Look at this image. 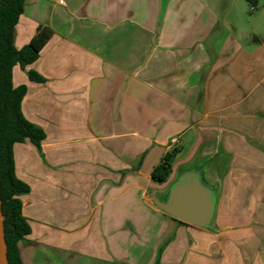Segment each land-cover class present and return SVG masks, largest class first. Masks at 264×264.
Segmentation results:
<instances>
[{"label": "crops", "instance_id": "obj_1", "mask_svg": "<svg viewBox=\"0 0 264 264\" xmlns=\"http://www.w3.org/2000/svg\"><path fill=\"white\" fill-rule=\"evenodd\" d=\"M39 27L38 57L12 70L45 134L12 148L22 263L264 264V0H25L14 48ZM194 167L214 189L208 229L149 200Z\"/></svg>", "mask_w": 264, "mask_h": 264}, {"label": "trees", "instance_id": "obj_2", "mask_svg": "<svg viewBox=\"0 0 264 264\" xmlns=\"http://www.w3.org/2000/svg\"><path fill=\"white\" fill-rule=\"evenodd\" d=\"M252 3V0H247ZM25 0H0V200L3 215L8 264H23L18 243L30 233V226L22 215L20 197L29 191L14 171L13 145L29 140L40 148L45 138L43 130L25 119L21 100L25 87H13L12 70L16 64L25 66L38 57L39 51L51 35V30L39 27L35 36L22 49L13 46V29L23 12ZM33 81H41L34 72L28 73ZM179 153L172 148L151 173L155 183L165 182L171 173V163ZM215 230V228H213Z\"/></svg>", "mask_w": 264, "mask_h": 264}, {"label": "water", "instance_id": "obj_3", "mask_svg": "<svg viewBox=\"0 0 264 264\" xmlns=\"http://www.w3.org/2000/svg\"><path fill=\"white\" fill-rule=\"evenodd\" d=\"M205 172L194 167L184 172L161 199L151 193L150 204L158 211L181 222L198 227L211 228L214 214V189L205 183ZM3 215L0 200V264L7 262Z\"/></svg>", "mask_w": 264, "mask_h": 264}, {"label": "built area", "instance_id": "obj_4", "mask_svg": "<svg viewBox=\"0 0 264 264\" xmlns=\"http://www.w3.org/2000/svg\"><path fill=\"white\" fill-rule=\"evenodd\" d=\"M60 3H62V2H60ZM180 143H181V141H180L179 138H172V139L169 141L168 146H169L170 148H177V147L180 146Z\"/></svg>", "mask_w": 264, "mask_h": 264}, {"label": "rangeland", "instance_id": "obj_5", "mask_svg": "<svg viewBox=\"0 0 264 264\" xmlns=\"http://www.w3.org/2000/svg\"><path fill=\"white\" fill-rule=\"evenodd\" d=\"M261 3V2H260Z\"/></svg>", "mask_w": 264, "mask_h": 264}]
</instances>
